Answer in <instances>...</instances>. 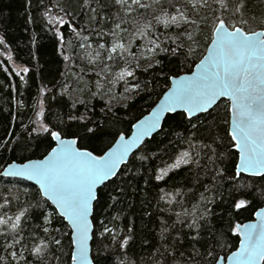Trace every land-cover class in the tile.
I'll list each match as a JSON object with an SVG mask.
<instances>
[{"label":"snow or ice","instance_id":"obj_1","mask_svg":"<svg viewBox=\"0 0 264 264\" xmlns=\"http://www.w3.org/2000/svg\"><path fill=\"white\" fill-rule=\"evenodd\" d=\"M31 2L28 0L29 7ZM50 3L51 6L40 0L41 21L59 42L62 52L66 50L62 29L68 27L85 52L78 54L82 61L94 65L103 60L102 53H106L108 61H125L126 66L114 77L116 82L124 84V101L131 98L127 94L139 95L142 86L139 81L130 82L129 78L134 79L136 74L127 66L129 61L123 55L128 49L119 42L107 46L106 37L117 38L127 31L123 27L125 21L117 22L112 9L119 12L127 8L130 14L133 6L148 11L153 4L159 5L152 19L135 34L147 40L144 46L147 52H168L163 45L174 44L171 54L175 56L179 52L187 58L195 55L200 44L199 34L188 30V26L196 24L194 19H189V14L193 11L198 14L200 9L210 6L208 0H184L182 6L178 0H169L166 7L162 0H153V4L142 0H131V3L129 0H75L74 3L55 0L52 3L50 0ZM216 3L222 13L229 12L219 0ZM246 8L247 0H236L232 19L238 20V24L230 25L227 19L216 17L207 54L195 64V71L191 75L165 77L170 86L147 115L130 124V135L126 131H110L91 116L74 114L72 110L66 114L67 120L60 119L58 125H50L44 118L41 102L36 118L22 125L19 136L7 131L0 136V153L28 151L34 141L37 147L46 143L41 159L21 156L7 162L0 172V177L12 178L13 184V187L0 188V264H68L66 257H70L71 264H224L225 261L264 264V208L255 212L259 218L255 223L232 225L229 222L228 230L239 238V246L227 256L218 253L217 234L207 222L208 205H226L225 210L235 215L247 210L251 202L237 198L245 195L236 183L242 173L264 179V31L245 30ZM78 16L86 17L83 26L73 23ZM153 21L166 31L175 28L177 34L160 41L156 35L159 27L154 31ZM33 22L29 17V23ZM109 24L113 26L103 31ZM85 30L99 37V50L94 54L87 51L92 45L87 43L89 36L84 35ZM67 45L75 48L71 42ZM5 53L6 59L12 61L6 30L0 35V56ZM131 55L137 68L141 59H152L143 53ZM72 59L63 55L65 62ZM109 67L104 64L101 71L107 73ZM148 67H160V62L149 63ZM3 70L8 72L6 67ZM12 71L24 81L30 69L25 66ZM61 87L67 88V85ZM7 88L16 92L15 85L9 84ZM41 93L45 90L41 89ZM91 95L95 97L97 93ZM221 98L228 101L223 115L217 103ZM12 99L15 100V95ZM112 99L116 97L111 96L102 108L108 119L115 116ZM123 107H128L127 103ZM70 109H75V104ZM169 114L170 118L177 114L181 117L177 128L183 132L165 128ZM104 137L111 139L105 145L107 150H100L102 154H94L79 143ZM227 146L234 147L239 154L238 160L233 161L231 175L223 167L222 148ZM152 157L160 159L163 167L153 170L146 185L154 180L157 183L152 187L159 188V182H167L170 173L184 168L191 173L186 182L191 186L186 191L160 189L163 194L158 193L156 198L157 211L147 213L150 219L155 216L159 230L145 235L138 251L137 231L133 227L119 228L116 222L137 174L136 162L144 167V162ZM227 186H231L227 194L218 191ZM205 193L215 195L209 198ZM161 201L167 207L160 206ZM189 203L191 207H186ZM177 205L181 211H174ZM97 207L102 218L96 215ZM66 239H70L68 251L64 250ZM90 240L98 245L95 255H91ZM145 246L149 250L147 261L142 256Z\"/></svg>","mask_w":264,"mask_h":264},{"label":"trees","instance_id":"obj_2","mask_svg":"<svg viewBox=\"0 0 264 264\" xmlns=\"http://www.w3.org/2000/svg\"><path fill=\"white\" fill-rule=\"evenodd\" d=\"M51 2L54 3L55 0H51ZM65 2L66 0H61V3ZM74 2L75 0H73ZM142 2L153 4V0H142ZM162 2L166 7L169 0H162ZM183 2L184 0H178L180 6L183 5ZM219 2L229 8L228 13H222L216 0H208L209 7L200 9L198 14L195 11L189 14V19H194L196 24L188 26V30L199 34L200 44L199 50L195 55L187 58L179 52L175 56L171 54L170 50L175 47L174 44L163 45L169 49L168 52H158L156 54L147 52L144 47L147 44V40L140 39L135 34L141 25L152 19V13L159 8V5L153 4V7L148 11L140 10L133 6L130 14L127 8L119 12H117L116 8L112 9V15L116 17L117 22L125 21L123 27L127 31L121 33L120 37L117 38L106 37L105 39L108 40L107 46L110 47L113 42H119L128 49L123 55L129 61L127 66L136 74L134 79L129 78L130 82L134 84L139 81L142 86L139 95L127 94L131 95V98L124 101L123 96L126 95L124 93V84L122 81L116 82L114 80L120 68L126 66L124 60L108 61L106 53H102L103 60L97 61L94 65L88 64L87 61H82L79 55H84L85 52L79 48L80 41L75 38L68 27L62 29L66 41V50L62 52L59 42L55 40L52 32L46 30L41 21L40 13L43 9L40 7V0H32L31 7L28 6V0H0V35H4L5 30L7 31L13 55L12 61L6 59V53L0 56V136H4L6 131L14 132L19 136L23 130L22 125H28L30 119L36 118V112L41 110V102H43L44 118L50 125H58L60 119L67 120L66 114L72 110L74 114L91 116L93 120L101 123L110 131L128 132L130 124L146 113L166 90L169 81L165 77L190 71L195 62L202 56L210 40L213 26L217 22L216 17L227 19L230 25L238 24V20L232 19L233 6L236 0H219ZM44 3L51 6L50 0H44ZM129 3H131V0H129ZM54 11H58V9ZM214 12L215 16L213 15ZM29 17L32 18L33 23H29ZM243 19L247 20V24L243 25L246 31L258 28L264 29V0H247V8L243 14ZM85 22L86 17L78 16L73 23L83 26ZM112 26V24H109L102 30L107 31L108 27ZM158 27L153 21L154 31ZM176 34L177 30L175 28L171 31H166L159 27V31L156 32L160 41ZM84 35L89 36L87 43L92 45L91 49L87 51L94 54L95 51L99 50L97 45L99 37L89 33L87 30H85ZM67 42H71L75 45V48L68 46ZM99 42L103 43L104 40ZM131 53L136 56H140L143 53L145 56L152 57V59H141L140 66L137 68L136 60ZM63 55L72 56L73 59L65 62ZM157 61L160 62V67H148L149 63L155 65ZM104 64L110 65L107 73L101 71ZM25 66L30 69V72L25 76V80L21 81L12 70ZM5 67L8 69L7 73L3 70ZM96 73H99V76ZM9 84L16 86L15 93H12L7 88ZM62 84H66L67 88L61 87ZM145 84L147 85L146 90L144 89ZM41 89L45 90L44 94L41 93ZM93 92L97 93L95 97L91 95ZM13 95H15V100L12 99ZM111 96L116 97V99L111 101L115 116L108 119L102 108L106 107ZM80 101H84V103H80ZM124 103H127L128 107H123ZM217 103L220 114L223 115L225 105L228 102L225 99H221ZM72 104H75V109H70ZM180 119L181 117L178 114L174 118H170L169 114V117H166L165 128L183 132L182 128H177V122ZM60 126L63 127V125ZM110 139L111 137L86 139L79 143L82 148H87L95 154H100L102 153L100 150L106 149L105 145ZM33 144L34 146L25 152L17 151L15 154L11 152L0 153V171L12 159H19L21 156L30 158L41 157L44 154L46 143L40 144L38 147L35 146V141ZM225 145H228V141H225ZM152 147L155 149V144ZM222 151L223 167L231 175L234 172L233 161H237V152L231 146L222 148ZM139 154V152H136V155ZM167 159L165 157V160ZM136 163L138 171L135 178L131 181V186L128 188L123 212L116 223L119 228L127 226L133 227L137 231L136 240L137 250L139 251V245L143 241L144 236L149 232L154 233L159 230L154 222L155 216L150 219L147 213H155L157 211L156 198L158 193L163 194L160 189H163L164 192H173L175 188L186 191L187 187L191 186L186 183L191 177V173L182 168L170 173L167 182H159V188H153L152 185L156 184V181L153 180L151 184L147 185L145 181L151 176L157 166L163 167L161 160L152 157L144 162V167H139L138 161ZM236 183L239 191L245 193L243 197L238 196L237 198H245L251 202L247 210L235 215L225 210L226 205L220 207L215 205L207 206L210 209L207 215L208 227L217 234V251L223 256L234 249L239 241V238L233 237L228 230L229 222L235 225L238 222L252 219L255 210L264 204V179L241 174ZM9 187H13L12 178L0 177V188ZM229 187L231 186L223 187L218 191H223L227 194ZM13 190L15 191V189ZM205 195L211 198L215 193H205ZM149 201L151 202L150 204L148 203ZM160 206L167 207L162 201ZM185 206L191 207V204L189 203ZM203 210L201 208V211ZM174 211H181V208L177 205ZM96 215L98 218H102L98 207L96 208ZM173 219H175L174 216ZM56 226L59 227L58 224ZM65 231H68V229H65ZM64 245V250L68 251L70 239H66ZM96 247L98 245L91 240V255H95ZM148 251L147 246L142 250V256L145 261L149 259ZM66 259H68V264H70V257H66Z\"/></svg>","mask_w":264,"mask_h":264},{"label":"water","instance_id":"obj_3","mask_svg":"<svg viewBox=\"0 0 264 264\" xmlns=\"http://www.w3.org/2000/svg\"><path fill=\"white\" fill-rule=\"evenodd\" d=\"M251 31H257V32H259V31H264V29H262V28H258V29H255V30H251ZM250 32V31H249ZM210 44V40H209V42L207 43V45H209ZM207 47V46H206ZM207 53H206V48H205V51H204V53L202 54V56L195 62V64L196 63H198L199 62V60L200 59H202L203 58V56L204 55H206ZM195 64L193 65V67L191 68V70L190 71H186V72H182V73H179V74H176V75H171V76H180V75H191L192 74V72H194L195 71ZM170 86V82H169V85H168V87ZM168 87L166 88V90L168 89ZM165 90V91H166ZM162 96H163V93L161 94V96L153 103V105L151 106V107H154L155 106V104L156 103H158V101H159V99L160 98H162ZM221 99H224V98H221ZM220 99V100H221ZM228 102V101H227ZM151 107L149 108V110L146 112V113H144L143 115H147L148 114V112L151 110ZM143 115L141 116V117H139V118H143ZM136 122V120L133 122V123H135ZM128 134L130 135L131 133H130V131H128ZM65 138H69V137H65ZM107 150V148L104 150V151H106ZM135 151V150H134ZM95 154V153H94ZM100 154H102V153H100ZM130 156H131V154H130ZM238 156H239V154H238V152H237V160H238ZM42 158V156L41 157H37V158H31V159H41ZM6 166V165H5ZM4 166V167H5ZM3 167V168H4ZM3 168L1 169V171L0 172H2L3 171ZM243 174V173H242ZM245 175H247V174H245ZM29 183H31V182H29ZM49 203H51V202H49ZM262 208H264V204L262 205V206H260V207H258L256 210H255V212H257V211H259L260 209H262ZM255 212H254V215H253V218L252 219H250V220H246V221H243V222H238V223H236V224H248V223H255V222H257L258 221V217L255 215ZM91 216H90V220H91ZM89 244H91V240L89 241ZM239 246V241H238V244H237V246L236 247H238ZM236 247L234 248V249H232L231 251H234L235 249H236ZM230 252V251H229ZM229 252L227 253V254H229ZM227 254L225 255V256H227ZM71 264V263H70ZM224 264H228V262L227 261H225L224 262Z\"/></svg>","mask_w":264,"mask_h":264},{"label":"bare ground","instance_id":"obj_4","mask_svg":"<svg viewBox=\"0 0 264 264\" xmlns=\"http://www.w3.org/2000/svg\"><path fill=\"white\" fill-rule=\"evenodd\" d=\"M90 246H91V244H90ZM71 263V262H70Z\"/></svg>","mask_w":264,"mask_h":264},{"label":"rangeland","instance_id":"obj_5","mask_svg":"<svg viewBox=\"0 0 264 264\" xmlns=\"http://www.w3.org/2000/svg\"><path fill=\"white\" fill-rule=\"evenodd\" d=\"M122 44V43H121Z\"/></svg>","mask_w":264,"mask_h":264}]
</instances>
